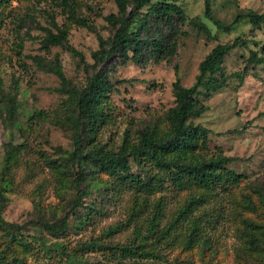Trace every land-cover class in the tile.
Wrapping results in <instances>:
<instances>
[{"label":"rangeland","instance_id":"374dc122","mask_svg":"<svg viewBox=\"0 0 264 264\" xmlns=\"http://www.w3.org/2000/svg\"><path fill=\"white\" fill-rule=\"evenodd\" d=\"M162 2L179 5L186 22L178 16L171 21L151 16L141 35L148 44L143 57L125 62L118 55L107 59L101 50L110 47L125 17L116 0H0V264H264V246L249 250L244 222L250 220L264 232V64L245 63L253 51L264 57V25L253 35L248 20L233 24L250 11L264 14V0H211L214 19L228 30H219L205 17L204 0L152 1ZM130 3L126 14L134 9V0ZM72 15L87 26L71 21ZM111 15L117 19L110 20ZM200 23L207 25L212 39L205 37ZM59 30L68 33L67 42L45 48L49 34ZM238 37L248 46L225 57L229 80L210 97H199L207 111L194 122L210 131L204 153L235 158L230 168L244 178L199 209L197 215L215 211L202 237L189 242L185 230L164 235L191 189L141 188L111 178L91 161L71 163L70 155L77 152L78 112L51 66L59 62L69 89L79 92L95 74L108 76L114 87L106 123L82 135L80 152L88 154L99 145L116 151L127 139L134 143L150 124L166 128L167 113L175 106L174 82L193 86L212 49ZM154 40L164 47L161 60L149 54ZM9 95L18 104L15 119ZM8 146H16L19 157L12 183L3 174ZM143 168L132 159L133 175L146 177ZM81 173L86 194L71 212ZM160 201L163 216L155 228L150 221ZM249 201L255 211L247 208ZM69 212L64 234L42 228V222L59 224ZM2 220L18 225L28 244L11 242Z\"/></svg>","mask_w":264,"mask_h":264},{"label":"trees","instance_id":"16d2710c","mask_svg":"<svg viewBox=\"0 0 264 264\" xmlns=\"http://www.w3.org/2000/svg\"><path fill=\"white\" fill-rule=\"evenodd\" d=\"M153 0H134L133 11L126 14L130 0H116L117 6L125 17L120 20V26L117 28L110 47L106 50L102 46V53L107 59L114 55L123 58V61L139 60L143 57L148 44L141 35L147 27L149 18L157 16L163 20L171 21L178 16L181 23L186 22L184 10L175 3L162 2L153 4ZM205 17L214 22L219 30H228L230 26L223 25L219 20L214 19L211 0H204ZM148 8L145 14L140 13L144 8ZM110 20L117 19L111 15ZM70 20L78 25L87 26L85 22L75 15ZM248 20L253 26L251 33L256 34L255 29H261L264 25V14L256 12H247L239 15L233 24L242 23ZM207 39H212L210 29L205 23L198 25ZM45 40L44 46L62 45L67 42L68 33L65 30H59V34L52 33ZM248 41L242 37L236 38L228 44H217L209 55L201 62L199 66V75L196 82L191 87H184L177 79L173 84L175 106L171 108L166 117V128L155 125H148L138 133L134 143L127 139L118 150H108L105 146L99 145L93 148L88 154L80 152L82 146V135L92 134L96 127L104 125L107 120V100L113 91V83L109 81L106 74H95L87 88L84 91H77L71 88L70 82L63 72L59 62L51 66V72L55 73L61 81V91L70 94L78 112L77 126L78 131L75 138V147L77 152L70 155L71 163L75 165L76 159L91 161L111 177L119 179L118 181H128L136 183L141 188L152 189L160 186H172L174 189H191V197L178 209L173 221L163 230L164 235H170L172 231L185 230L187 240H197L205 233L206 224H210L215 218V211L198 214L202 206L209 204L212 199L219 196L221 190L227 191L231 187L239 184L244 176L236 170L230 168V165L236 161L235 158L225 156L209 157L204 152L209 146V130L201 124H196L194 119L201 117L207 107L199 97L204 95L210 97L214 92L223 89L229 76L224 72V59L232 51L247 47ZM149 54L154 55L158 60L163 57V45L160 41H153ZM101 58L99 53H95V58ZM106 60V59H105ZM250 66L253 64H264V57H260L256 51L251 53V57L245 60ZM2 81L0 80V88ZM10 116L15 119L18 114V104L15 95H9ZM42 115V113H38ZM87 124H82V121ZM18 152L16 146H8V152L5 160L3 174L5 182L12 183L13 170L18 164ZM132 159L139 165L144 166L146 177L133 175ZM83 173L79 175L76 181L78 189L77 198L73 202V212L81 203L86 192L81 189L84 181ZM203 189L208 192L203 196L198 194L195 189ZM159 209L150 221L151 226L157 227L161 223L163 205L160 201ZM255 211L251 201L247 207ZM70 212L60 221L59 224H50L42 222V228L52 235H62L68 228ZM220 216V215H219ZM1 226L7 233L11 242L26 246L28 243L21 237L20 227L5 221H1ZM246 224V243L252 252L259 251L264 246L263 227L256 225L250 220H244ZM67 264H72L68 262Z\"/></svg>","mask_w":264,"mask_h":264}]
</instances>
